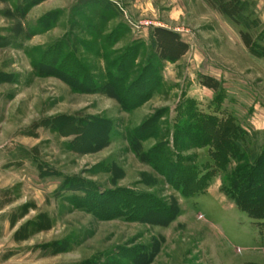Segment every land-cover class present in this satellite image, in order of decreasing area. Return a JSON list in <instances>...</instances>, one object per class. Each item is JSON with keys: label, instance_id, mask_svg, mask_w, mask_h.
Wrapping results in <instances>:
<instances>
[{"label": "rangeland", "instance_id": "1", "mask_svg": "<svg viewBox=\"0 0 264 264\" xmlns=\"http://www.w3.org/2000/svg\"><path fill=\"white\" fill-rule=\"evenodd\" d=\"M115 1L0 0V264H264V220L224 195L189 120L262 143L264 0L239 25L210 0ZM159 27L188 43L177 63L155 58Z\"/></svg>", "mask_w": 264, "mask_h": 264}, {"label": "trees", "instance_id": "2", "mask_svg": "<svg viewBox=\"0 0 264 264\" xmlns=\"http://www.w3.org/2000/svg\"><path fill=\"white\" fill-rule=\"evenodd\" d=\"M41 1L34 0V4ZM210 1L220 14L239 25L240 18L245 11V0ZM78 4L79 7H101L117 11L114 4L108 0H80ZM240 37L247 49L255 46V40L250 32L242 31ZM151 39L154 56L162 64L177 63L190 49L188 43L183 41L177 32L170 29L154 28ZM200 84L214 93L220 92L221 89L220 83L210 77H201ZM195 117L196 114H193L189 119L190 127L196 130V133L190 137L194 139L197 146L209 148L211 158L215 163L214 173L211 176L221 177L222 192L234 202L237 208L254 220H264V133L262 143H259L257 134L251 136V133L243 129L234 130L232 125L219 126L208 117L200 115ZM183 125L187 123L184 122ZM254 136H256V141L253 143ZM190 162L186 167L188 172L192 173L188 183L195 181V190H201L206 182H203L204 179H198L199 171L197 166L194 167L196 163ZM169 170L175 172L172 167ZM205 180L208 181L207 178Z\"/></svg>", "mask_w": 264, "mask_h": 264}, {"label": "crops", "instance_id": "3", "mask_svg": "<svg viewBox=\"0 0 264 264\" xmlns=\"http://www.w3.org/2000/svg\"><path fill=\"white\" fill-rule=\"evenodd\" d=\"M108 1H110L112 4H117L118 6L120 5V4L117 3L115 0H114L115 2H114L113 0H108ZM140 1H141V0H140ZM143 1L147 2L146 0H143ZM78 2H80V0H78ZM113 2H114V3H113ZM136 2H139V0H136ZM145 5L148 6V4H146V3H145ZM263 13H264V12H263ZM263 15H264V14H263ZM161 28H162V27H161Z\"/></svg>", "mask_w": 264, "mask_h": 264}]
</instances>
